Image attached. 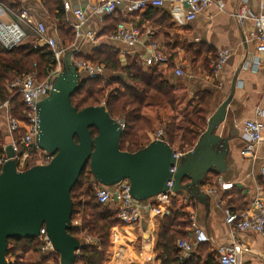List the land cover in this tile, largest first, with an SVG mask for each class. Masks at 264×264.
Segmentation results:
<instances>
[{
	"label": "crops",
	"instance_id": "obj_1",
	"mask_svg": "<svg viewBox=\"0 0 264 264\" xmlns=\"http://www.w3.org/2000/svg\"><path fill=\"white\" fill-rule=\"evenodd\" d=\"M24 1L26 3L23 5L31 8V11L29 9L27 11L30 12L29 17L33 25L22 23L20 15L24 10H20L18 13V7L12 3L8 4L6 0L0 3V22L7 25L17 23L25 32L29 28H33L35 32V23L46 22L45 19L49 13L41 0H20L19 2L23 3ZM249 1L250 6L256 10L258 0ZM219 2L223 5V10L219 9L218 3H215L194 22L186 24L183 1L166 0L163 8H155L159 10V15L163 12L167 16L164 25L160 23L162 21L159 20L158 14L153 17L147 13V10L126 17L121 13L99 16L86 7L84 2L74 3L75 6L85 7L88 18L86 28L95 34L93 40L82 41L80 54L91 55L98 49L108 48L119 53L124 65L130 61H136L144 67L142 60L151 54L152 45H157L158 49L173 61L171 67L170 64L165 68V71L169 70L166 73V79L171 84L179 86L177 93H184L188 99L195 101L190 113L197 109V100L203 94L208 93L212 99L211 115L214 114L232 94L235 83L233 98L228 107L227 122L218 131L219 136L229 140V153L226 159L227 171L223 175L210 174L207 176L200 187L203 194V197L200 196L201 200L198 197L193 198L191 195L184 196L189 199L188 204L192 207L191 216L194 217L196 224L212 239V243L207 245L210 246L215 257L216 248L229 242L230 232L225 224V212L219 207L209 190L220 191L222 190L220 185H230L231 189L220 192L222 197L237 190L242 194L246 210L252 209L256 197L260 195L258 187H261L260 171L264 160V142L257 149L255 159L241 156V151L245 146L244 122L255 119L258 109L262 112L264 121L263 55L258 54L257 45L251 38V32L241 29L234 19L232 15L235 8L234 0H219ZM10 13H13L12 16L15 18L9 17ZM72 22L73 17L65 13V20L61 24H67L71 28ZM118 22L135 25L141 29L142 35L134 45L118 42L111 38L116 31ZM55 23L57 22L55 21ZM248 28L252 29V27ZM48 36L59 41L56 27L54 30H49ZM220 51H228L230 56L223 69L214 73L212 65ZM176 67L184 70L186 76L177 77ZM152 142L153 137L150 134L141 135V145L147 147ZM174 150L179 152L177 148ZM224 204H226V208L231 207L226 200ZM137 206L143 211V221L133 228L117 229L115 247L105 264H161L157 258L156 247L159 227L163 218L151 216L149 205ZM149 236H153L156 241L154 247L141 244L142 238ZM87 239L92 245H96L97 242ZM238 241L244 248L253 252L245 256L247 264H264V239L261 236L254 233H241L238 236ZM194 250L186 259L190 258ZM36 255H38L37 260L30 264L41 261V252Z\"/></svg>",
	"mask_w": 264,
	"mask_h": 264
},
{
	"label": "water",
	"instance_id": "obj_2",
	"mask_svg": "<svg viewBox=\"0 0 264 264\" xmlns=\"http://www.w3.org/2000/svg\"><path fill=\"white\" fill-rule=\"evenodd\" d=\"M72 56L66 55L63 72L52 80L50 97L38 105L37 143L53 156L51 163L18 173L13 147L5 149L8 161L0 173V264H10L9 240L39 239L43 228L60 264H75L88 244L69 234L74 211L71 194L87 169L94 182L106 189L128 181L134 202L145 206L168 192L203 197L200 187L207 176L227 171L229 140L218 131L227 122L235 83L191 152L180 155L163 140L132 154L121 151L124 130L104 104L82 111L72 106V97L86 79L73 65Z\"/></svg>",
	"mask_w": 264,
	"mask_h": 264
},
{
	"label": "trees",
	"instance_id": "obj_3",
	"mask_svg": "<svg viewBox=\"0 0 264 264\" xmlns=\"http://www.w3.org/2000/svg\"><path fill=\"white\" fill-rule=\"evenodd\" d=\"M2 1L0 0V3ZM41 2L57 22L59 29H68L67 33L74 41L72 29L67 24H61L65 20L63 1L41 0ZM147 13L154 17L159 10L149 8ZM160 14H158L159 20L162 21L160 23L164 25L167 16L163 12ZM95 52L96 58L90 61L99 63L107 72L113 74L111 82L118 87L106 96L103 93L105 88L100 84L107 74L97 78H86L80 90L72 97V106L77 111H82L104 104L113 120L124 122L126 128L120 141V149L123 152L134 154L144 149L145 146L140 143V134L152 133L160 125L164 126L165 142L173 149L177 148L181 154L191 152L207 129L211 116V96L208 93L203 94L197 100V109L189 115L188 111L195 101L188 99L184 93H177L179 86L171 84L166 79V73L169 70L145 69L136 61H130L124 65L119 53L108 48H101ZM170 64L171 67L172 59ZM55 65L54 55L47 46L34 47L26 44L11 51L0 50V102L7 99V83L35 70L39 71H37L38 79L42 82L54 71ZM178 96L181 99L180 97L178 99ZM183 101H186L185 105ZM181 105L185 106L181 111L186 125L183 127L179 124L178 115L180 112L178 108ZM13 106L16 108V116H20L23 111L20 98H15ZM177 132H181L180 137ZM93 136H96L95 131ZM2 137L0 132V156L3 155L4 147ZM93 181L90 170L87 169L71 194L74 211L69 234L80 241L89 238L97 242L96 245L89 244L82 247L75 264H105L115 247L116 231L123 228L117 219L116 211L98 203L94 194ZM187 183L188 181H185L183 185ZM261 186L264 189L263 182ZM77 190H81L78 198H82L80 200L83 201L75 203ZM227 197L230 198L226 199ZM184 200L185 198L181 195L171 197L170 215L161 220L156 247L158 261L161 264H219L207 244L197 246L188 259L184 258L182 251L178 248L179 241L188 240L191 237L192 207ZM223 200L224 202L226 200L231 206L229 209L234 212L246 210L242 194L237 190L231 191L229 195L225 194ZM40 252V243L37 239L8 241L7 258L14 259V264H29L26 258L31 253L39 254ZM57 258L60 259L59 255ZM42 262L43 258L36 264H42Z\"/></svg>",
	"mask_w": 264,
	"mask_h": 264
},
{
	"label": "built area",
	"instance_id": "obj_4",
	"mask_svg": "<svg viewBox=\"0 0 264 264\" xmlns=\"http://www.w3.org/2000/svg\"><path fill=\"white\" fill-rule=\"evenodd\" d=\"M184 5V22L186 24L194 22L201 14L208 10L215 3L219 4V9L223 10V5L219 0H182ZM84 2L95 15H113L121 13L124 17L142 13L149 8H163L166 0H63L64 12L73 17L71 29L74 33V41L69 48L60 45L55 38L48 36V26L45 21L35 23V32L39 38V45L47 46L53 53L55 59V69L44 81H39L37 71L23 75L12 81L7 91V99L0 102V128L4 129L7 144L3 147V155L0 156V173L3 166L8 161L5 149L11 145L15 151L14 161L17 165V172L23 173L36 166H45L51 163L53 156L43 151L38 143L37 137L40 132L38 119V105L50 97L53 91V78L64 70V59L67 54L73 53L72 63L79 72L86 78H97L104 76L107 71L104 66L91 61L77 60L80 55L81 43L83 40H93L95 34L86 28L87 16L85 7L74 3ZM235 8L232 13L238 26L251 32V38L257 45V52L262 56L264 62V0H258L257 9L250 6L249 0H234ZM1 10V8H0ZM21 22L27 25L32 24L28 11L20 15ZM33 25V24H32ZM31 26V25H30ZM248 27H252L250 30ZM141 29L135 25L119 22L111 37L113 40L134 45L141 37ZM27 37L24 29L17 23L9 25L0 22V50L11 51L21 44ZM228 51H220L212 65L214 73L223 69L229 59ZM145 69L158 68L165 69L170 64V58L158 49L157 45L151 47V54L142 60ZM259 64V63H258ZM63 69V70H62ZM177 77H185L186 73L176 67ZM20 98L23 111L20 116H16V108L13 106L15 98ZM255 119L247 120L243 125V137L245 146L241 151V156L255 159L257 149L264 142V121L263 114L258 109ZM260 117V118H259ZM122 129L125 130V123L119 121ZM165 141L164 133L159 130L153 137V141ZM179 153V152H178ZM182 155L181 153H179ZM261 180L264 183V160L260 171ZM222 190H209L211 196L216 199L219 207L225 212V224L230 232V240L224 245L216 248V259L219 264H247L245 256L253 253L250 249L244 248L238 241L241 233H254L264 239V189L258 187L260 195L254 201V207L241 212H234L226 208L221 191L232 188L230 185H220ZM95 197L100 205L112 207L117 213V219L124 228H133L141 224L144 218L143 211L135 204L131 194V185L128 181L122 182L115 189H106L97 185L93 181ZM176 196L172 192L159 195L151 200L149 204L150 215L156 218H164L170 215L171 197ZM184 197V196H183ZM188 203V197H184ZM191 239L182 240L177 243L178 248L187 258L195 247L201 244H211L212 239L201 229L191 216ZM42 264H60L58 254L53 249L45 228L41 230L39 239ZM89 245L90 240L85 239ZM156 241L153 236L142 238L141 244L153 246ZM264 258V257H263ZM58 259V260H57ZM10 264L15 260L7 258Z\"/></svg>",
	"mask_w": 264,
	"mask_h": 264
},
{
	"label": "rangeland",
	"instance_id": "obj_5",
	"mask_svg": "<svg viewBox=\"0 0 264 264\" xmlns=\"http://www.w3.org/2000/svg\"><path fill=\"white\" fill-rule=\"evenodd\" d=\"M20 0H6V2L8 3V4H14V5H16V7H18V10H17V12L19 13L20 12V10H30L31 11V8L29 7V6H24L23 4L24 3H26V1H24L23 3H20L19 2ZM24 12V11H23ZM30 12H28V14H29ZM46 14H48V13H46ZM13 15V13H10L9 14V17H11L12 19L13 18H15L14 16H12ZM16 15H17V13H16ZM8 17V18H9ZM46 20V24H47V26H48V30H54L55 29V27L57 28V31H58V34H59V41H58V43L60 44V45H62V46H64L65 48H69L71 45H72V43H73V41H72V39H71V36L67 33V30L68 29H59V25L57 24V23H55V21H54V19H53V17H52V15L51 14H48V17H47V19H45ZM9 21H11V20H9ZM57 25V26H56ZM25 33H27L26 35H27V37H25V39L21 42V44L19 45V46H21V45H26V44H29V45H32V46H34V47H36V46H38L39 44V38H38V36L36 35V33L33 31V28H29L28 29V31L27 32H25ZM72 41V42H71ZM18 47V46H17ZM95 53L96 52H94V53H92L91 55H88V54H80L79 56H77L78 58H76L77 60H81V61H84V60H88V61H90L91 59H94V58H96V56H97V54L95 55ZM93 63V62H92ZM95 63V62H94ZM64 67V66H63ZM63 70V69H62ZM38 71V70H37ZM39 72V71H38ZM107 74V75H106ZM105 75V77L104 78H102L103 79V82L100 84V85H102V86H104V90H103V93L106 95V96H108V94L110 93V92H112L114 89H116L118 86L116 85V84H113L112 82H111V77L112 76H114L113 74H110L109 72H107ZM54 79V78H53ZM11 83L12 82H10V83H7V87H8V89H9V87H10V85H11ZM8 92V91H7ZM8 95H9V92H8ZM179 97L180 96H178V99H179ZM180 99H181V97H180ZM184 103V105L186 104V101H183ZM184 105H181V106H179V108H178V111H180V112H178V115H179V124L183 127V126H186L185 124H184V122H183V117H182V112L181 111H183V109L185 108V106ZM192 110H189L188 111V113H189V115H192L193 114V112L192 113H190ZM180 113H181V115H180ZM159 130H162L163 131V133H165L164 132V126L163 125H160L154 132H152V133H147V132H143V133H141L140 134V136L139 137H141V135H151V137H154L155 136V134L159 131ZM0 132L2 133V135H3V141H4V145H6L7 144V141H6V134H5V131H4V129H1L0 128ZM177 135H178V137H180V135H181V132H177ZM80 191L81 190H77V192L75 193V197H76V201H75V203H78V202H80V201H83V200H80V199H82V198H78V195H79V193H80ZM94 194H95V192H94ZM136 204V203H135ZM137 205V204H136ZM37 258H38V255H36V254H34V253H31L27 258H26V260H27V263H28V261H29V264L30 263H32V262H35L36 260H37Z\"/></svg>",
	"mask_w": 264,
	"mask_h": 264
}]
</instances>
